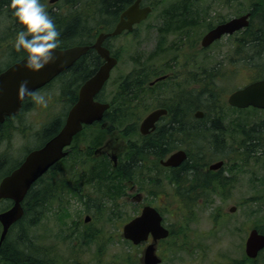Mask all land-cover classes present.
Wrapping results in <instances>:
<instances>
[{"label":"rangeland","instance_id":"obj_1","mask_svg":"<svg viewBox=\"0 0 264 264\" xmlns=\"http://www.w3.org/2000/svg\"><path fill=\"white\" fill-rule=\"evenodd\" d=\"M153 1H166L174 3L179 0ZM215 1L216 0H202L201 4L203 6L217 9V11L222 14H228L231 13V11H252L251 6L256 5V3H259V10L264 8V0H226L228 3L227 7L224 9L220 8L219 5L213 4ZM208 3H211L212 5L209 6ZM58 5H62L61 0ZM78 6L79 4L77 7ZM156 6L157 3L155 4V7ZM69 10L70 9L68 7V11ZM159 10L160 8H156L155 14L151 17V19L142 23L141 27L156 22L155 18L159 17L157 15ZM78 12H80V10H77L76 14H79ZM69 13L70 12H68V15ZM255 14H257V12H255ZM79 20V25L87 22L85 18L83 20L82 18H79ZM99 22H104L103 18L96 17L87 23L89 27L84 25L83 28L87 31L91 30L95 28ZM255 23L256 19L252 18V25H256ZM208 27L209 26H206L205 22L198 23V35H203ZM243 36H247V34L241 33V35L239 34L231 37H225L216 44H213V47L209 48L208 51L205 52V55H197V88L195 96H197V94L200 96L198 90H202V88H200V84L204 82L206 85L211 84V94H213L214 90H219L220 97L224 96L225 93L224 97H226L231 91L242 87L249 80H251V76L254 75V77H256V74L260 73L259 77H264V48L260 50L258 56H254L255 58H258L256 59V62H250L246 60V58L244 60L246 65L250 67V69H254V71L242 72L234 77H227L226 74L219 76L216 74L218 70L209 74L210 69L212 68H218L221 73L228 70L229 56L238 50L234 41H242ZM147 39L148 42L153 41V30L148 32L146 29L145 32L140 33L138 37L128 44V52L125 53L126 57L123 58L124 67L121 70L116 71L114 75H112V78H117V76L127 73H130V77H132L134 73L138 71L142 64L141 53L143 52ZM162 39L165 41L168 39L174 41L170 35L165 36ZM93 40L94 38L91 41ZM5 44L6 42L3 41V47L1 49H4ZM246 48L247 44L244 54L252 55V50L249 51ZM175 58L176 56L174 51L166 52L162 56V61L163 63L169 64L171 67ZM11 60L12 57L9 56L0 57V66H5L10 63ZM142 85H144L142 81H138L135 85L139 87L137 92L139 100H133L131 103L134 107V110L131 112L132 115L139 116L141 114L142 116L143 114L144 101L141 96L144 94V88ZM127 86L129 88L135 87L132 86V79L129 81V85ZM171 86H173V82L171 83ZM171 86L162 87V90L167 94L177 93V90L174 92ZM113 88L114 87H110L108 83L105 88L108 93L104 95L106 100L112 98L118 91V88L115 90H113ZM39 92L45 96L47 100V107L38 105L34 102L32 105H26L19 112L17 117L7 121V125L3 126L0 131V155H6L10 158L6 162L8 164L12 159L17 158V152L24 151L28 146L30 149L38 146L39 141H37V139L39 138L42 129L50 122V120L58 117L59 115L61 116L63 114L62 111L65 112L68 110V103L64 100L65 96L54 88H45ZM154 103V105L159 104L155 101ZM221 115H223L221 119H225V121H228L229 123L226 124L228 132L235 131L237 125H241L245 128V133H249V131L253 129V126H257V124H262L264 122L263 115L253 112L236 113L229 112L224 109L223 114ZM124 123L125 121L119 120L115 122L119 130H124ZM129 123L134 124L133 121H129ZM10 126L15 127L11 133L9 132ZM137 126L139 127V123ZM261 128L264 129V127H259V129ZM110 130L112 132V128H110ZM103 133V131L96 130V128H88V130H84L82 132L81 137H83L84 140L79 141V144L93 145L96 140H100L104 137V135H102ZM134 133L135 130L133 131V134ZM107 134H109V132ZM136 135H139L138 128L136 129ZM222 152L223 150L219 149L212 151L202 148L195 151L194 156H190V161L193 157L195 161H203L202 163H205L212 158L223 155ZM12 154H14L13 157ZM73 161L72 156L67 158L60 164V166L54 168L52 171L47 173L43 179L36 183L33 189V195H36L37 202L33 206L31 205L30 208L32 212L35 213L38 220L33 226H29L27 223V225L20 224V226L13 228L11 231L12 235H9L8 246L15 243L19 238L20 233L23 232L26 235V239H28L27 243L32 240L33 247L36 249L38 248L40 252L41 249L44 250V253L49 258L47 259L48 262L52 260L53 264H73L75 261H81L83 264H93L95 263L93 261L95 250L97 249L98 244H102L103 242L104 245L100 246L103 264H112L114 261L113 259L120 261L121 259H127L130 257L136 259V264H141L142 247L138 246L137 248H132L129 244H127V242L125 243L120 235L121 226L123 223L125 224V222H128L133 215L134 209L132 205H127L125 202L123 203L120 198L114 197V199L111 200L110 197L106 196V190L101 188L102 186H98L100 184L91 179L93 177L89 178L90 173L94 172V174H98V172L90 170V168H85V170L80 171V169H77L75 165L72 164ZM214 161L212 163H214ZM263 164L264 152L258 155L254 162L250 159L244 164L237 177V183L231 187L230 194H232L233 197L228 200H221L216 195V192H213L211 195H207L203 192L204 194L200 195L199 192L202 191L203 186L202 184L196 182L192 187L193 193L196 195V202L192 207V211L194 213L196 211L199 219L195 223H191V220L187 223L188 214L191 217V208L189 206L191 201H193L190 191L172 193L170 195L172 203L168 200V194L171 190L176 189V179H170V172L161 173L162 179L160 195L158 192V198L153 196L154 199L151 195H149L148 200L153 199L154 202H157L158 199L163 200V224L170 229L169 237L162 241L161 245L159 243L156 247V252L163 260L162 264H224L226 259L237 257L240 252V244L242 245L243 240H245L248 234L244 229L241 231L237 230L236 227L238 225L241 226L242 222H244V225L246 226L245 228L257 225V214H260L258 211H262L264 213V200L258 201L254 199L253 201L248 199L251 194L256 193L257 186L255 185L253 188L252 183L255 182L256 176L259 174L260 165ZM184 173V171H181V174L177 176L178 181L181 179V186L184 190H190V186L187 183L188 178L186 176L183 177ZM40 190L42 192L44 191L41 199L38 196ZM241 192L244 193L243 195L245 201L238 202L236 197ZM258 204H263V206L260 207ZM2 206L5 205L0 203V209ZM232 206L236 207V210L232 213L233 216L230 218L228 217L225 221H222V224L219 225L217 230L215 227L212 228V224L209 221L210 215L215 214L217 211L225 213L227 209H231ZM113 211H117L115 212L117 214H114L115 218L110 216ZM86 216L90 217L88 223H84ZM241 218L243 219L241 220ZM175 226L177 227L178 235H171V233L175 230ZM89 228L94 231L100 230L105 240L101 238L88 239V234H91V230ZM212 231H216V233L209 235L208 232ZM87 241L91 242L89 246L84 244L88 243ZM204 254L205 258L202 257ZM262 254L263 255L261 257L264 258V252ZM261 262L264 263V261ZM227 264L237 263L228 262Z\"/></svg>","mask_w":264,"mask_h":264},{"label":"flooded vegetation","instance_id":"obj_2","mask_svg":"<svg viewBox=\"0 0 264 264\" xmlns=\"http://www.w3.org/2000/svg\"><path fill=\"white\" fill-rule=\"evenodd\" d=\"M61 1L62 5H58L60 0H54L53 2H50V0H40L41 4L45 6V10L47 11V13L49 12V10L56 12L60 10L61 16L67 18V2L66 0ZM136 1H138V7L149 8V14L147 18L140 23L134 24L129 30H122L116 36L105 38L101 44V46L108 51L109 56L115 60V65L111 68L108 79L104 83L100 92L93 96V100L100 103H107L108 109L104 111L101 120H99L98 122H94L90 125L83 126L82 130H80L75 136H73L70 145L65 148L66 156L63 158L64 160H66L67 158L72 156L74 160L72 164L75 165L77 169H80V171L85 170V168H90V170L94 171L97 167L102 166L106 168L108 167V169L110 170V175L122 178V189H120L121 193L117 198H120V200L123 203L125 202L127 205H132L134 209L132 217L138 216L141 211L148 206H152L158 210L164 207L163 200L158 199L159 201L157 200V202H154L153 200V196H156V198H158L161 192V173H164V171L168 169L169 172H173L174 177L179 176V167L184 161H187L188 158V156H186L185 160L180 163L179 166L176 168H165L161 166L160 163L161 161H164L167 157H162L161 155L166 153L172 154L176 151L182 150L186 155H188L187 153L190 152L191 155L193 154L194 156L195 151L201 148H196V146L194 145L192 146L194 142V137L188 139L186 138V134L182 132H177V135L174 134L170 135L169 137L164 136V140L166 142H164L163 140V145H166L165 148L162 146V148H160V150L158 151H150V149L148 148L149 141L151 142L155 135L166 134L168 131H170V126H172L171 122L178 121L177 118L174 119V112L175 110L177 112L180 111L181 108L179 107L182 100L187 95L190 97L191 95L195 97L197 88V54H206L205 52H207L209 48H212L213 44H216L225 37H231L239 34L241 35V33L244 32V29L241 28L239 30L234 31L230 35L221 36L218 40L212 42V44L207 48H204L201 45V40L203 36L208 31L218 25H222L246 13H249L251 18L252 14L251 11H231V13L222 14L221 12H218L217 9L208 6H203L201 4L202 0H179L174 3H168L166 1L155 2L153 0H134L130 4H127L121 12H119L117 18L114 20L110 32L120 21V16L122 12L131 5H133ZM156 3L157 6L155 7ZM227 3L228 2H226V0H216L213 4L219 5L220 8L224 9L225 7H227ZM208 4L209 6L212 5L211 3ZM178 7L184 9L182 11L183 13H185V16L183 17V19L178 20L175 25H168L170 26V28H167V33H163L162 31L164 30L161 22L162 19L164 20V18L160 19V15L165 16L169 14L172 9L174 10ZM156 8H160L159 12H157V15L159 17L155 18L156 22L141 27L142 23H145V21L151 19V17L155 14ZM7 10L8 9L5 7L4 0H0V57H14L21 54L17 53L14 50L15 37L19 29L15 28L16 23L13 21L11 15L8 13ZM197 16L199 19L197 18ZM197 22H205L206 26H209L203 35H198L197 33ZM146 29L148 32H150V30H153L154 39L152 42H148V39L145 42V47L143 48V52L141 53L142 64L138 71H136L132 77H130V73H127L124 75L117 76V78H112V75H114L116 71H119L124 67L123 58L126 57L125 53L128 52V44L132 42L136 37H138L140 33L145 32ZM107 32L108 31H106L105 33ZM169 35L174 41H171L169 39L165 41L162 39L163 37ZM95 39L96 36H94V41ZM3 41H5L6 44L4 46V49H1L3 47ZM94 41L92 43H94ZM92 43L89 42L86 45H91ZM171 51L175 52L176 58L173 62V65L170 67L169 64L163 63L162 56L166 52ZM235 53L237 55L242 56L244 54V50L243 48H241ZM102 64H104V60L100 58V56L95 50L89 49L83 56L79 57L69 68L58 74L55 77L56 79H52L46 86L42 88H54L63 96H65V102L69 103L67 104L68 110L65 112L62 111V113L64 114V120L62 124H64V121L71 108L78 101L80 87L86 81L93 77V75L99 70ZM131 79L132 85L134 86L137 84L138 81H142L144 84L142 85V87L144 88V94H142L141 96L144 101L142 116L141 114L139 116L131 114V112L134 110V107L133 105H131L132 102L126 99L125 97L127 94L131 95V93L129 92L133 90V87L129 88V90L127 88V85H129V81ZM172 82L173 86H171ZM108 83L110 87H114L113 90L118 88V94L115 93V95H113L114 98L112 97L109 100H106L104 98V95L108 93V91L105 90ZM169 85L173 88L174 92L177 90V93L167 94L165 91L162 90V87H169ZM200 88L210 89L211 84L206 85L204 82L200 84ZM154 101L156 103H159V105L153 107V105L155 104ZM32 104L33 101L31 100V98L26 97L22 101L21 108L18 113L4 118L3 122L0 123V131L3 126L7 125V121L17 117L23 107ZM157 109H163L165 111V114L160 116L156 123L153 125V127L145 131L144 135H136V129L138 128L137 124L142 121V119L145 118L147 115H149L152 111ZM259 112L260 115L264 116V109L259 110ZM213 116L216 115H208L206 116V118L208 121H210L212 120ZM188 117V129L196 130V121L202 119L203 113L202 115L198 116L196 110L194 113L190 114V116L188 115ZM117 120L126 121L124 123L126 126L124 130L126 131H123V129H118L115 124ZM129 121H133L134 124H130ZM226 124L229 123L225 120L221 123V148H215L223 150V155L218 156L215 161L213 160L214 163L220 162L219 165H216L215 167L209 166L212 164L213 161L206 163L205 165L200 161H195L194 163L197 162L200 164L198 166L194 165V163L191 161H187V166L190 167L194 165V169H196L199 173L208 174L205 176V181L199 183L203 186L202 191L199 192L200 195H203L205 193H203V191L205 190L207 192V189L212 186L209 177L213 176L215 179H220L222 184V190L215 191L216 195L221 200H228L229 198L233 197L232 194H230L231 187L237 183V177L240 171L242 170L244 164L250 159L252 160V162H254L257 156L264 152V129H259V127H264V122L262 124H257V126H253V133H248L252 134L251 138H254V146L249 148H246V146H244V128L241 125H237L235 131L228 132ZM91 127L96 128V130L103 131L104 133L102 135H104V137L101 136L103 138L100 137L101 139L96 140L93 145H80L79 141L84 140V138L81 137L82 132L84 130H88V128ZM207 127L211 126L207 125ZM13 128L15 127H9L10 133ZM110 128H112V132ZM134 130L135 136L133 134ZM107 131L109 132V134H107ZM187 144L189 145V147ZM34 149L35 147L33 149H30V147L28 146L24 151L17 152L16 156L19 159L14 158L10 161L9 164L6 162L10 158L5 155H0V162L1 164H3L1 170L11 168L9 172L0 175V181L5 176L9 175V173H11L16 167H18L19 164L25 159L27 154ZM263 165H260L261 167L259 168V174L256 176L255 182L252 183L253 188L255 187V185L257 186L256 193L251 194L248 199H251L253 201L254 199L258 201L264 200ZM126 168H128V171L124 172ZM35 185L36 183L32 185V189H34ZM157 192H159V195H157ZM243 194L244 193L241 192L237 195L236 198L238 199V202L245 201ZM149 195H151V197L153 198L152 200H148ZM0 203H3L5 205L2 206V211L8 209L11 206L10 200L7 199H0ZM258 205L260 207L263 206V204ZM236 206L239 207L238 205ZM232 207H234V210L227 209V211L225 212V215L227 217L233 216L232 213L236 210V207ZM258 212L260 214H257V225L245 228L246 226L244 225V222H242L241 226L238 225L236 229L241 231L242 229H244L247 234L251 230H254L264 236V213L262 211ZM242 219L243 218H241V220ZM12 228L13 226L9 229L8 234ZM245 240H243L242 245L240 244V252L238 256L235 258L232 257V259H226L224 264H227L228 262H233L237 264H264L263 262H261L264 261V258L261 257L263 255L262 253L264 252V248L258 251L254 258H248L245 254ZM150 242L151 240L149 238L147 243L141 244L139 246L144 248V246ZM160 259L162 258L160 257Z\"/></svg>","mask_w":264,"mask_h":264},{"label":"trees","instance_id":"obj_3","mask_svg":"<svg viewBox=\"0 0 264 264\" xmlns=\"http://www.w3.org/2000/svg\"><path fill=\"white\" fill-rule=\"evenodd\" d=\"M67 5L69 7V15L67 13V18L62 17L61 13L59 14L60 11H52L49 10L48 14L52 18L53 22L55 23L57 30L60 32V46L58 48L63 49L67 48L69 46L73 45H86L89 42H92L91 40L94 38L96 34L99 32H106L110 31L114 20L117 18L119 12H121L124 7H126L127 4H130L134 0H66ZM262 1V0H259ZM5 2V7L8 9V13L11 15V10L9 9L8 5L10 4V0H4ZM70 2V3H69ZM160 2V1H158ZM164 2V1H162ZM169 3V2H168ZM79 6L77 7V5ZM257 5V7H256ZM256 5L251 6V18L256 19V25H252V22L250 25L244 29L243 33H246L247 36H243L242 41L236 40L234 41L236 48L239 50L243 48L244 53H245V47L247 44V50L251 51L252 50V55H245L243 54L242 56L237 55L236 53L231 54L229 57V65H228V70L224 73H221L218 68H212L210 69V73L212 74L215 71L216 74L219 76L226 74L227 77H234L238 75L239 73L242 72H248V71H254V69H250L245 63V58L246 60L250 62H256L257 57L255 58L254 56H258L260 50L262 47L264 48V8L262 10H259V3H256ZM77 10L80 12L77 13ZM184 9L181 7H178L176 9H172L169 14L167 15H160V19H162V27L164 31L163 33H167V28L170 26L168 25H175L178 20L183 19L185 16V13H183ZM56 12V13H55ZM118 12V13H117ZM257 12V14H255ZM192 14V13H191ZM256 15V16H255ZM115 16V17H114ZM96 17L98 18H103L104 22H99L95 28L91 30H84L83 26L87 25L89 21H92ZM110 17V18H109ZM79 18H82V20L85 18L87 20L86 23H83L82 25H79L80 20ZM198 18V16H197ZM199 19V18H198ZM107 21V22H105ZM252 21V19H251ZM199 23V22H198ZM105 24V26H103ZM17 29H19V26L16 24L15 25ZM89 27V26H88ZM103 27V28H102ZM14 28V27H13ZM92 31V32H91ZM88 32V33H87ZM164 34V35H165ZM68 42V43H67ZM72 43V44H71ZM79 43V44H78ZM63 47V48H62ZM248 54V53H247ZM197 55H200L199 53ZM205 55V54H203ZM23 57V54H19L17 56L12 57L11 62H16L19 59ZM241 58V59H239ZM11 59V58H10ZM235 59V60H234ZM240 61V62H239ZM240 63V64H239ZM7 65V64H6ZM9 65V63H8ZM7 65V66H8ZM235 65V66H234ZM215 66V65H214ZM3 67L0 66V71ZM259 74H256V77L251 76V80H255L257 77H259ZM134 86V85H132ZM128 90L129 87L127 86ZM212 89V88H211ZM211 89H205L203 88L202 90H198L200 93V96H186L181 104H180V111L174 112V119L177 118L178 121L171 122L172 126H170V131H168L166 134H161V135H155L153 137V140L150 142L148 148L150 151H158L162 146L165 148V144L163 145V140L164 136L169 137L170 135H177V132H182L185 133L187 136L186 138H192L194 137V142L192 146L196 147H201L200 149L205 148L207 150H216L215 148L221 146V141H220V134H221V114H223V111L225 109V102H224V96L220 97L219 95V90H214L213 94H211ZM139 90L138 86L133 87V90L130 91V94L126 95V99L130 100L131 102L133 100L138 101L137 97V92ZM197 91V93H198ZM133 93V94H132ZM131 98V99H130ZM177 108V107H176ZM201 110L203 112V117L202 119H199L196 121V130L193 129H188L189 122L187 119H189L188 115L194 113L195 111ZM208 111V112H207ZM208 115H216L213 116L212 120L208 121L206 116ZM186 116V117H185ZM223 116V115H222ZM64 120V114L61 116L59 115L56 118H53L41 131L39 135V145H42L45 141L49 140L52 136H54L57 132L58 129L62 126ZM207 125H210L211 127H207ZM253 129L249 131V133L252 132ZM205 131V132H204ZM218 131V132H217ZM220 131V132H219ZM245 132V131H244ZM193 133V134H192ZM204 133V134H203ZM253 133V132H252ZM198 134V135H197ZM201 134V135H200ZM197 135V136H196ZM245 136V141H244V146L246 148L248 147H253L254 146V138H251L252 134L244 133ZM196 137V138H195ZM201 137V138H200ZM212 138V139H211ZM42 140V141H41ZM164 142H166L164 140ZM199 142V143H198ZM206 142V143H205ZM213 143V144H212ZM204 144V145H203ZM209 145V147H208ZM140 151V150H138ZM154 153V152H152ZM163 155V154H162ZM161 155V156H162ZM193 155V154H192ZM193 158H191V161ZM62 162V161H61ZM203 161H201L202 163ZM194 163V162H193ZM61 164V163H60ZM59 164V166H60ZM1 162H0V170L2 168ZM194 165H200L199 163H194ZM187 166V161H184L180 167L179 171H184L185 173L183 174V177L188 178V185L189 186H194L196 182L201 183L204 182L206 179L207 173H199L196 169H194L195 166ZM11 170V168H7L4 170L0 171V175L3 173H7ZM98 174H94V172L90 173L89 178L93 177L91 179L95 180L99 186H102L104 190H106V196L110 197L111 200L117 198L120 193H121V184L123 183L122 178H119L118 176L110 175L109 174V169L108 167H97L96 170ZM128 171V168L124 170V172ZM211 176V175H210ZM121 177V176H120ZM43 179V177L41 178ZM39 179L38 181H40ZM193 179V180H192ZM209 180L211 181L212 186H216L219 190L222 189V184L220 179H215L212 177H209ZM184 181V180H183ZM177 182V187L175 192H178L181 189V179ZM117 185V186H116ZM112 187V188H111ZM119 187V188H118ZM117 188V189H116ZM44 191L38 193L39 198L41 199V196L43 195ZM33 189L28 191L26 194V198L23 202V216L21 219L14 225L13 228H16L17 226H20V224L24 225L28 223L29 226H33L36 224L38 218L36 217L35 213L32 212L30 206L36 204V195H33ZM168 194V193H166ZM171 192L168 194V198L170 199ZM38 199V200H40ZM193 201L190 203V212L193 214L194 212L192 211V207L194 203L196 202V198H192ZM101 205V204H100ZM100 207V206H99ZM30 208V210H29ZM117 209V208H116ZM3 209L1 208L0 211ZM117 211L111 212L110 216L112 218H115L114 214ZM192 220L191 217L188 214V220L187 223ZM23 227V226H21ZM13 228L10 230L9 234H7L0 245V264H53L52 260L47 261L48 256L44 253V250H40L32 245V240L27 243L26 235L25 233H20L19 238L16 240L15 243H12L11 245L8 246V239L9 235L11 234V231ZM90 229V228H89ZM91 234H88V239H94V238H101L104 239V236H102V232L100 230L94 231L92 229ZM178 231L172 232L171 235H178ZM86 237V238H87ZM91 237V238H90ZM31 239V238H30ZM105 240V239H104ZM88 243H84L85 245L89 246L91 242L87 241ZM126 243V241H125ZM29 244V246H28ZM129 244V243H127ZM104 245L103 242L102 244H98L97 249L95 250V256L93 258V261L95 263L93 264H103V258H102V252L100 246ZM98 252V253H97ZM80 257V256H79ZM43 259V260H42ZM114 261L112 264H136V259L130 257L127 259H121L120 261L113 259ZM127 260V261H126ZM73 264H83L81 261H75Z\"/></svg>","mask_w":264,"mask_h":264},{"label":"water","instance_id":"obj_4","mask_svg":"<svg viewBox=\"0 0 264 264\" xmlns=\"http://www.w3.org/2000/svg\"><path fill=\"white\" fill-rule=\"evenodd\" d=\"M51 2L54 0H50ZM148 13V8H138V1L128 7L120 16V21L111 33L99 34L91 46H77L66 49L55 50V62L49 63L42 70L32 72L24 67V59L14 63L0 73V122L4 116H10L18 111L23 99L18 97V87L23 81L28 82L30 90H36L53 79L60 72L70 67L75 60L85 54L88 49H94L104 60L99 70L86 81L79 90L78 101L69 111L62 129L42 147L30 152L25 159L0 182V198H9L13 201L10 209L0 213V224L2 233L0 242L3 240L10 225L19 220L23 215L21 202L32 183L42 176L50 167L65 156L63 149L71 142L72 136L76 134L82 124H90L100 120L102 113L107 108L106 104L93 101V96L101 89L108 78V74L114 60L109 57L108 51L101 46L102 41L110 35H115L124 29H130L132 24L143 20ZM248 15L232 19L222 25H218L204 35L202 46L211 44L214 40L224 34H231L236 30L246 27ZM230 106L245 108L252 106L264 108V80L250 83L242 89L233 92L227 100ZM164 112L158 110L151 113L140 124V132L158 119ZM184 159L182 153L174 154L165 163V166H177ZM86 221L88 218L85 219ZM161 218L152 208L146 207L140 216L134 218L123 226V238L138 244L146 241L148 234L152 236L153 242L163 239L168 231L160 225ZM263 246V240L252 231L246 241V254L254 257L258 249ZM144 264H157L159 260L154 254V246L148 245L143 252Z\"/></svg>","mask_w":264,"mask_h":264},{"label":"clouds","instance_id":"obj_5","mask_svg":"<svg viewBox=\"0 0 264 264\" xmlns=\"http://www.w3.org/2000/svg\"><path fill=\"white\" fill-rule=\"evenodd\" d=\"M13 21L19 26L14 50L23 54L26 70L38 72L55 62V50L60 46V32L40 0H10L8 5ZM18 97H30L38 105L47 107V100L39 91L30 90L28 82L18 87Z\"/></svg>","mask_w":264,"mask_h":264},{"label":"bare ground","instance_id":"obj_6","mask_svg":"<svg viewBox=\"0 0 264 264\" xmlns=\"http://www.w3.org/2000/svg\"><path fill=\"white\" fill-rule=\"evenodd\" d=\"M66 2H67V1H66ZM151 2H152V1H151ZM69 3H70V2H69ZM117 13H118V12H117ZM114 17H115V16H114ZM109 18H110V17H109ZM190 20H191V19H190ZM106 22H107V21H106ZM197 23H198V22H197ZM101 24H102V23H101ZM178 24H179V23H178ZM187 24H188V23H187ZM103 26H105V24H103ZM102 28H103V27H102ZM88 29H89V28H88ZM163 30H164V29H163ZM91 32H92V31H91ZM87 33H88V32H87ZM67 43H68V42H67ZM71 44H72V43H71ZM78 44H79V43H78ZM81 44H82V43H81ZM81 44H80V45H81ZM71 46H72V45H71ZM69 47H70V46H69ZM62 48H63V47H62ZM262 48H263V47H262ZM203 49H204V48H203ZM197 53H198V52H197ZM239 59H241V58H239ZM234 60H235V59H234ZM239 62H240V61H239ZM239 64H240V63H239ZM234 66H235V65H234ZM55 79H56V78H55ZM52 82H53V81H52ZM124 90H125V89H124ZM44 92H45V91H44ZM116 93H117V92H116ZM100 94H101V93H100ZM117 94H118V93H117ZM114 95H115V94H114ZM121 95H122V94H121ZM125 95H126V94H125ZM104 97H105V96H104ZM106 97H107V96H106ZM125 97H126V96H125ZM113 98H114V97H113ZM130 99H131V98H130ZM98 100H99V98H98ZM100 101H101V100H100ZM68 104H69V103H68ZM139 105H140V104H139ZM66 106H67V105H66ZM145 107H146V106H145ZM133 109H134V108H133ZM207 112H208V111H207ZM137 113H138V112H137ZM123 114H124V113H123ZM121 116H122V114H121ZM115 118H116V117H115ZM120 118H121V117H120ZM122 119H124V118H122ZM194 121H195V120H194ZM125 122H126V121H125ZM118 124H119V123H118ZM135 124H136V123H135ZM131 126H132V125H131ZM88 127H89V126H88ZM125 127H126V126H125ZM128 127H130V126H128ZM187 128H188V127H187ZM58 131H59V129H58ZM123 131H124V130H123ZM127 131H128V130H127ZM225 131H226V130H225ZM204 132H205V131H204ZM217 132H218V131H217ZM219 132H220V131H219ZM192 134H193V133H192ZM203 134H204V133H203ZM24 135H25V134H24ZM27 135H28V134H27ZM79 135H80V134H79ZM184 135H185V134H184ZM197 135H198V134H197ZM197 135H196V136H197ZM200 135H201V134H200ZM186 136H187V135H186ZM174 137H175V136H174ZM177 137H178V136H177ZM177 137H176V138H177ZM192 137H193V136H192ZM181 138H182V137H181ZM195 138H196V137H195ZM200 138H201V137H200ZM34 139H35V138H34ZM99 139H100V138H99ZM211 139H212V138H211ZM219 139H220V138H219ZM30 140H31V139H30ZM30 140H29V141H30ZM37 140H38V139H37ZM177 140H178V139H177ZM220 140H221V139H220ZM228 140H229V139H228ZM41 141H42V140H41ZM185 141H186V140H185ZM198 143H199V142H198ZM205 143H206V142H205ZM225 143H226V142H225ZM225 143H224V144H225ZM167 144H168V142H167ZM180 144H181V143H180ZM190 144H191V143H190ZM212 144H213V143H212ZM32 145H33V144H32ZM170 145H171V144H170ZM187 145H188V144H187ZM187 145H186V146H187ZM203 145H204V144H203ZM24 146H25V145H24ZM165 146H166V145H165ZM5 147H6V146H5ZM184 147H185V146H184ZM188 147H189V145H188ZM208 147H209V145H208ZM20 148H21V147H20ZM196 148H197V147H196ZM198 148H199V147H198ZM202 148H203V147H202ZM218 148H219V147H218ZM220 148H221V146H220ZM190 149H191V148H190ZM226 149H227V148H226ZM15 150H16V148H15ZM86 150H87V149H86ZM197 150H198V149H197ZM197 150H196V151H197ZM194 151H195V150H194ZM205 151H206V150H205ZM3 153H4V152H3ZM84 153H85V152H84ZM189 153H190V152H189ZM228 153H229V152H228ZM230 153H231V152H230ZM6 154H8V153H6ZM13 155H14V154H12V157H13ZM139 155H140V154H139ZM5 156H6V155H5ZM186 156H187V155H186ZM140 157H141V156H140ZM88 158H90V157H88ZM143 158H144V157H143ZM84 159H85V158H84ZM141 159H142V158H141ZM158 159H159V158H158ZM147 160H148V159H147ZM152 161H153V160H152ZM156 162H157V161H156ZM156 162H155V163H156ZM142 163H143V162H142ZM148 164H149V163H148ZM151 164H152V163H151ZM148 166H149V165H148ZM159 166H160V165H159ZM159 166H158V167H159ZM158 167H157V168H158ZM155 168H156V167H155ZM158 169H159V168H158ZM158 169H157V170H158ZM161 171H162V170H161ZM208 173H209V172H208ZM213 173H214V172H213ZM216 173H217V172H216ZM211 175H212V174H211ZM152 177H153V176H152ZM213 178H214V177H213ZM192 180H193V179H192ZM84 181H85V180H84ZM187 181H189V180H187ZM85 182H86V181H85ZM42 183H43V182H42ZM43 184H45V183H43ZM48 184H49V183H48ZM150 184H151V183H150ZM97 185H98V184H97ZM98 186H99V185H98ZM116 186H117V185H116ZM205 186H206V185H205ZM54 188H55V187H54ZM111 188H112V187H111ZM118 188H119V187H118ZM152 188H153V187H152ZM61 189H62V188H61ZM116 189H117V188H116ZM51 192H52V191H51ZM198 192H199V191H198ZM157 193H158V192H157ZM41 208H42V207H41ZM42 209H44V208H42ZM45 211H46V210H45ZM52 211H53V210H52ZM58 213H59V212H58ZM90 215H91V214H90ZM92 215H93V214H92ZM116 217H118V216H116ZM57 220H58V219H57ZM71 223H72V222H71ZM256 228H257V227H256ZM177 233H178V232H177ZM261 233H262V232H261ZM90 238H91V237H90ZM97 253H98V252H97ZM241 263H242V262H241Z\"/></svg>","mask_w":264,"mask_h":264}]
</instances>
